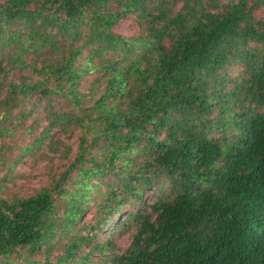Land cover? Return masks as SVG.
Returning a JSON list of instances; mask_svg holds the SVG:
<instances>
[{"label": "trees", "instance_id": "1", "mask_svg": "<svg viewBox=\"0 0 264 264\" xmlns=\"http://www.w3.org/2000/svg\"><path fill=\"white\" fill-rule=\"evenodd\" d=\"M109 1L0 0V184L28 154L43 156L47 132L71 122L81 131L73 159L50 186L0 197V263L264 264V112L258 111L264 19L254 16L264 0H230L222 9L218 0H118L117 13ZM129 11L140 13L146 35L111 31ZM64 34L80 43L65 44ZM88 45L86 65H76ZM118 52L124 55L114 60ZM228 65H241L244 74L225 76ZM94 70L99 75L87 95L81 78ZM42 101V132L25 144L5 142L34 132L39 124L30 116ZM61 101L71 108L55 110ZM239 102L241 111L234 109ZM213 127H222L221 137H212ZM138 148L148 163L133 172ZM115 172L122 189L106 184L89 223L92 236H70L66 229L87 208L94 186ZM161 175L176 189L171 198L154 201L147 212L132 209L106 227L124 203L135 208L141 199L133 179L141 178L144 189ZM116 231L128 236L123 249L110 239ZM58 244L63 251L52 261L46 253ZM40 249L43 261L33 258ZM79 250L84 254L76 257Z\"/></svg>", "mask_w": 264, "mask_h": 264}, {"label": "rangeland", "instance_id": "2", "mask_svg": "<svg viewBox=\"0 0 264 264\" xmlns=\"http://www.w3.org/2000/svg\"><path fill=\"white\" fill-rule=\"evenodd\" d=\"M120 1L124 2L125 0H120ZM229 2H230V0H218V3H219L218 6H219V8L222 9V7L226 4H228ZM174 5L176 6V8L180 7V4L177 3V1L174 2ZM108 8L113 9L114 12L117 13L120 11V9L122 7H121V3L118 0H110L108 2ZM139 15H140V13L135 12V11L127 12L125 15L121 16L112 25V27L110 28L111 31L114 34H118V35H121V36L126 37V38H132V37H139L140 38L141 35H146L144 25L140 21ZM254 16L256 17V19L263 20L264 19V6H260L259 8H257V10L254 11ZM96 25H97L96 26L97 28H100L99 23H97ZM65 38H67V39H65ZM63 40H64L65 44H70L75 39L74 38L71 39V38H69V36L67 34H64ZM73 43L76 46L77 44L80 43V41L77 40V41H74ZM90 50H91V45L83 47L81 54L79 56V59L77 60V62L75 64L76 65H81V64L86 65L85 59H87V56L89 55ZM149 53L152 54V51H149ZM114 55H115V57H112V56L111 57L114 60H118L120 58V56L124 55V54L121 52H118L117 54H114ZM104 57L105 58L110 57L109 53H105ZM97 62H98V57H95V59H94L95 70H97V66H96ZM95 70L92 71L91 73H83V76L81 78L80 89L82 92H84L87 95H89L90 91H91L90 84H92L94 79L96 80V78L99 75V73ZM224 71H225V73H224ZM224 71H223V73L225 74V76H227L229 78H236L240 75V73L244 74V72H243L244 69L241 65H228L224 68ZM231 83H232V81H229L226 83V85L228 86V89H230L232 87ZM95 87L99 88L100 86L95 85ZM244 99L245 98L242 97V100H244ZM32 101H33V99L31 100V102ZM42 102H43V104L39 108V110H38L39 112H37L38 114H34V115L30 116L31 119H34L36 121V123L39 124L35 128L34 132H30L27 134L17 132L13 138L8 137V139H7V137H6L4 139L5 142L7 141L8 144L10 142L13 144L15 140L18 143L21 140V142L25 144V143L29 142L30 140H32V138L36 137L37 134L42 132V128L47 121L43 117H39V116L44 114L43 109H44V102L45 101H42ZM247 104L253 105L251 102H247ZM54 105H55L54 107L57 108V109L56 108H54V109L58 110V111H59V109H65V108L70 109L71 108L68 101H64V102L61 101L59 103V105L55 102ZM240 106H242V102L237 103V105L234 107V109L241 111L243 106L242 107H240ZM27 108H29V107H27ZM229 111H231V110H229ZM258 111L264 112V106H262V107L259 106ZM212 112L209 116L213 117L214 115L217 114V109L214 108L212 110ZM39 114H41V115H39ZM227 116H228V114L226 115V117ZM30 121L31 120L29 119L26 122V125H28L30 123ZM231 123L232 122L229 120L227 126H229ZM224 128H226V126H224ZM19 130L21 131V129H19ZM213 130H215V131H213L212 137H221L222 127H213ZM231 131L232 130H228L226 135L227 136L229 134L231 135L232 134ZM80 134H81L80 127L76 123H73V122H71L70 128L67 127V129L64 131H62L58 128H54L51 131L47 132V136L43 139L45 142V144L43 145L44 146L43 147L44 153L42 156L43 158L37 157V155L34 156L32 153L28 154L23 159V163H20L16 166L11 177L8 179H5V184L4 185L0 184V197L11 198L12 196H16V195L21 196V197H26V196L33 194L35 191H37L38 189H40L44 186H50V180L52 179L53 174L62 168V166H63L62 164L64 162H69L73 159L75 152H76V146L78 144ZM159 136H162V133ZM1 143H2V141L0 139V147H1ZM53 143L57 144V145L52 146V148L50 149V147H51V145H53ZM56 147L58 148V151H54V149ZM62 152H65L66 154L69 153V157L66 159L62 158L61 157ZM134 154H138L139 156H137V158H136V156ZM133 155L135 157V161L133 163L134 165H131L130 169L133 170V172H136L138 170V168L144 170L143 166L148 163V159H146L147 155L141 154L140 148H138L136 153H133L132 156ZM220 163L221 162H219V164ZM3 174H4V171L0 170V178ZM118 174H119L118 172H115V174H112L109 177L108 176L105 177V180H103L102 183H99V187L94 186V189L90 192V200H89V204L87 205V208L82 213V215L80 216L78 221L73 224L72 230L69 231L68 228L66 229L68 231V233L70 234V236H73L76 233H78L79 235L81 234V235H89L90 237L92 236L93 231L90 229L89 223L93 221L92 215L96 214L99 211L98 203L100 201V197L102 195H107V193H108L107 189H106V184L109 183V184H111V187H113L115 185L114 188H118L119 190L122 189V186L119 185V182L117 181V178L119 177ZM97 182L98 181L95 180L93 182V184H97ZM105 182H107V183H105ZM133 182H135L143 190L142 195H141V199L139 200V202L136 203V205L134 206L135 208L131 207V205L128 203H124L122 205V210L117 215L118 216L117 221L114 218V216H116V215H114V216L111 215L110 216V222H107L109 224L106 226L107 228H109V229L114 228L115 224L125 215L126 212H128L132 209H137V208H141V210H144V211L146 210V212H147L150 210L149 207L151 206V204L154 201L159 200L161 198H167V199L171 198L173 196L172 193H175V191H176V189L172 185H170V183L167 180H165L162 175L155 178L153 180V182L150 185H148L147 187H145L144 189H143V185L140 183V182H142L141 178L133 179ZM65 199L66 198H62L61 200L57 201L56 211L60 217L57 216L56 219H57V222H59V223L62 222L61 216H63L65 206H66ZM107 220H108V218H106V221ZM131 229H133V228H131ZM57 230H58V234H61L64 232L61 227H58ZM106 230H108V229H106ZM105 234L106 233L101 234L100 237L106 238L107 234L106 235ZM118 236H119L118 231H116L115 234L111 235L110 239L114 244H116V246H118L120 249H123L129 243L128 236L127 235L120 236V238H118ZM55 239H57V237ZM66 239L67 238H65V240ZM65 240H64V243L66 242ZM95 240L96 239H94V241ZM87 249H88L87 247L82 248V250H87ZM62 251H63L62 248L58 244V246L53 247V249L51 251L46 253V257H48L50 260L52 259V261H54L56 258V255L61 254ZM44 253L45 252H43V250L40 249L39 251H37L35 253L33 258L34 259H40L43 261L45 258ZM83 254L84 253H82L79 250L78 252H76V257H79ZM90 258L94 259L95 254L92 253L90 255ZM22 260L18 258L17 262L22 263ZM0 264H2V263H0Z\"/></svg>", "mask_w": 264, "mask_h": 264}]
</instances>
